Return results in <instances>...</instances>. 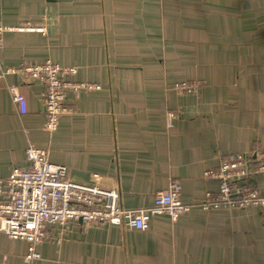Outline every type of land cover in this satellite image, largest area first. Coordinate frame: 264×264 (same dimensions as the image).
Returning a JSON list of instances; mask_svg holds the SVG:
<instances>
[{
    "label": "crops",
    "instance_id": "crops-1",
    "mask_svg": "<svg viewBox=\"0 0 264 264\" xmlns=\"http://www.w3.org/2000/svg\"><path fill=\"white\" fill-rule=\"evenodd\" d=\"M142 1L0 0V183L27 166L28 148L46 150L52 164L118 179L123 208L138 211L153 207L172 182L182 185L183 203H197L218 192L205 174L222 159L241 154L255 163L264 155V0H213V59L201 54L181 64L186 80L197 76L207 87L186 97L164 90L160 49H144L134 37ZM142 22L135 26L144 29L147 48L155 24ZM45 62L77 68L74 82L101 88L68 94L75 115L61 117L52 134L44 85L19 74ZM15 92L27 101L25 116ZM253 185L264 196V176ZM52 233L31 263L27 242L0 233V264H264L257 209H195L176 221L155 216L147 232L112 223Z\"/></svg>",
    "mask_w": 264,
    "mask_h": 264
},
{
    "label": "built area",
    "instance_id": "built-area-1",
    "mask_svg": "<svg viewBox=\"0 0 264 264\" xmlns=\"http://www.w3.org/2000/svg\"><path fill=\"white\" fill-rule=\"evenodd\" d=\"M4 28L0 25V50L3 49ZM77 68L45 62L19 71L27 82L44 85L43 104L45 128L56 132L61 117L71 113L66 108L68 94L79 96L100 91L99 86L73 81ZM182 95H198L195 84H181ZM14 101L21 116L27 114V101L15 92ZM173 116L168 115V127ZM47 130V131H48ZM235 155L224 158L215 171H207L206 179L218 183L216 193H207L197 203L182 201V185L172 182L167 190L158 192L153 207L145 210H126L122 206L120 182L99 174H86L65 166L52 164L49 152L28 148L27 166L12 168L5 183H0V233L9 240L27 242V261L40 260L36 247L55 238V228L73 230L81 226L119 223L125 230L147 232L155 216H166L172 221L192 210H252L264 214V196L253 185L256 177L264 176V155Z\"/></svg>",
    "mask_w": 264,
    "mask_h": 264
},
{
    "label": "rangeland",
    "instance_id": "rangeland-1",
    "mask_svg": "<svg viewBox=\"0 0 264 264\" xmlns=\"http://www.w3.org/2000/svg\"><path fill=\"white\" fill-rule=\"evenodd\" d=\"M223 5L227 7V3ZM216 6L219 4L213 0H147L141 2V17L138 13L134 17L133 27L138 32L134 37L137 41V37L140 39V45L144 49H151L154 46L160 49V54L157 57L158 71L160 75L166 76L165 91H172L179 95L177 93L179 85L195 84L198 85L200 94L207 87L206 83L197 76L186 80L181 64L185 58H188L190 63L198 61L201 54L207 55L209 60L213 59L212 17L213 11L218 10ZM135 8H139V6H135ZM139 17L141 22L144 19V22L155 24L150 26L147 31L149 38L147 48L144 45V29L136 27L140 25ZM187 43L189 44L188 51L186 50ZM185 71L191 73V67L185 68ZM170 77L173 80H170ZM66 108L69 106L66 105ZM69 115H75V111L68 114L67 109L65 116ZM47 132L52 134L49 130ZM191 212L181 217L187 216Z\"/></svg>",
    "mask_w": 264,
    "mask_h": 264
}]
</instances>
